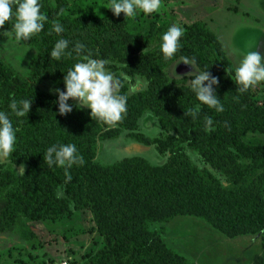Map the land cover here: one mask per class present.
<instances>
[{"label": "trees", "instance_id": "16d2710c", "mask_svg": "<svg viewBox=\"0 0 264 264\" xmlns=\"http://www.w3.org/2000/svg\"><path fill=\"white\" fill-rule=\"evenodd\" d=\"M40 3L47 21L28 41L16 38L14 18L6 22L14 41L36 50L27 78L5 63L0 49V111L8 113L18 129L9 159L26 168L23 176L10 167L0 169L2 230H12L21 220L52 222L87 211L102 247L76 264H191L166 246L164 228L150 229L190 217L228 239L260 234L263 253L258 264H264V145L244 141L246 133L264 136V103L254 101L260 84L237 91L234 69L221 43L201 22L186 27L180 49L165 59L159 45L170 26L153 21L147 33H139L131 28L132 19L123 13L115 16L103 2L90 8L102 17H84L83 5L69 0ZM54 22L63 25V33L53 31ZM60 38L69 41V49L56 60L50 53ZM77 43L84 45L81 55L106 59L110 61L106 67H119L127 77L147 82L146 90L131 96L124 85L118 86L117 95L128 99L127 112L115 125L92 119L88 109H79L71 99L73 111L60 115L58 94L39 88L41 82L51 81L55 89L64 90V75L80 59L73 51ZM182 56L195 57L201 70L218 78L215 91L223 112L204 105L192 116L191 109L199 103L195 94L185 80L175 84L166 74ZM25 99L32 100L29 113L17 118L9 105ZM147 112L162 131V141L155 143L168 155L166 164L154 167L139 157L108 165L96 161L99 143L115 140L123 131L140 142L133 133ZM206 118L213 120L214 131H205ZM69 143L77 146L84 163L69 170L72 179L66 182L65 170L49 168L43 156L53 144ZM187 151L194 152L204 167L198 168Z\"/></svg>", "mask_w": 264, "mask_h": 264}, {"label": "rangeland", "instance_id": "374dc122", "mask_svg": "<svg viewBox=\"0 0 264 264\" xmlns=\"http://www.w3.org/2000/svg\"><path fill=\"white\" fill-rule=\"evenodd\" d=\"M69 2L83 5L84 17L91 14L102 17L104 14L90 8L101 2L105 8H109L111 0ZM129 18L132 19L131 28L139 33H147L153 21L164 26L175 24L184 29L201 22L218 38L233 69L249 49L256 48L264 57V0H161L157 12L145 14L137 9L136 14ZM0 49L4 52L5 63L16 74L27 78L29 63L36 56V50L22 41H14L12 32L6 29V23L0 27ZM174 64L166 70L168 79L175 84L182 80L187 83L195 71L193 67L180 62L175 65L174 73ZM107 69L120 79V84L126 87L127 95L146 90L147 82L143 78L135 76L123 79L121 68ZM39 88L48 94L57 95L51 81L41 82ZM118 91L119 87L116 94ZM71 101L77 105L76 101ZM254 101L258 105L264 103V82L260 84ZM130 134L129 131H123L119 142L116 139L100 142L96 161L108 165L132 156L142 158L154 167L166 164L168 155L160 152L155 143L162 141L163 134L152 113L147 112L142 116L138 129L133 133L140 142L129 138ZM122 141L128 147L122 146ZM244 141L249 145L260 146L264 145V136L246 133ZM187 154L198 168L204 167L194 152L187 151ZM8 167L17 174L21 166L13 165L9 157H0V169ZM23 168L25 171V166ZM2 208L3 204L0 203V212ZM161 228L165 229L163 240L166 246L191 264H258L263 253L260 234L228 239L196 218L177 217L168 224H154L150 227L152 231ZM101 247L102 238L92 215L87 211L73 213L69 218L52 222L31 223L21 220L10 231L2 230L0 224V264H76L84 255L92 254Z\"/></svg>", "mask_w": 264, "mask_h": 264}, {"label": "clouds", "instance_id": "9594fccd", "mask_svg": "<svg viewBox=\"0 0 264 264\" xmlns=\"http://www.w3.org/2000/svg\"><path fill=\"white\" fill-rule=\"evenodd\" d=\"M161 7V0H111L110 9L115 16L124 14L126 18L136 14L137 9L145 14L157 12ZM40 0H0V27L10 19H15L13 25L16 38L28 41L35 34L44 29L47 17L41 11ZM53 31L58 35L64 32V27L59 22L53 23ZM185 29L173 24L163 33L160 42V51L165 59L173 58L181 46V38ZM69 41L60 38L56 41L50 57L56 60L67 54ZM256 49V48H255ZM249 49L239 60L234 68V80L238 86V92H246L264 82V57L256 50ZM84 45L77 43L73 51L80 57L64 75V90L55 89L58 94V108L60 115H67L73 111V105L69 100L77 102L79 109H88L91 118L102 121L108 125H115L122 120L127 112V96L117 95L116 89L121 81L116 75L107 69L110 61L100 58L94 59L89 53L81 55ZM182 62L190 65L195 70L187 79V86L195 94L199 101L191 109L193 117L202 111V106L223 112L224 106L218 98L215 87L219 80L211 76L209 70H201L195 57L182 56L177 63ZM176 63V64H177ZM173 70L175 73V65ZM123 79L127 76L121 73ZM32 100L25 99L17 103L12 100L9 107L17 118L24 117L29 113ZM213 120L206 118L205 131H214ZM18 129L14 128L9 114L0 111V157L7 158L15 151ZM43 160L49 168L55 166L65 170L66 182L71 181L70 169L77 164H83L84 159L78 153L75 144H53L48 147ZM18 175L23 176L24 168L20 167Z\"/></svg>", "mask_w": 264, "mask_h": 264}, {"label": "crops", "instance_id": "0c3cea01", "mask_svg": "<svg viewBox=\"0 0 264 264\" xmlns=\"http://www.w3.org/2000/svg\"><path fill=\"white\" fill-rule=\"evenodd\" d=\"M120 136H121V135H120ZM120 136L115 140L116 142H119V140L121 139ZM121 143H122V144H121L122 146H126V147H128V144H127L126 142L122 141ZM119 149H120V148H119ZM119 149H118V151L121 152ZM122 153H123V152H122ZM127 157H132V156H127Z\"/></svg>", "mask_w": 264, "mask_h": 264}, {"label": "built area", "instance_id": "2783aa9c", "mask_svg": "<svg viewBox=\"0 0 264 264\" xmlns=\"http://www.w3.org/2000/svg\"><path fill=\"white\" fill-rule=\"evenodd\" d=\"M64 264H66V263H64Z\"/></svg>", "mask_w": 264, "mask_h": 264}]
</instances>
